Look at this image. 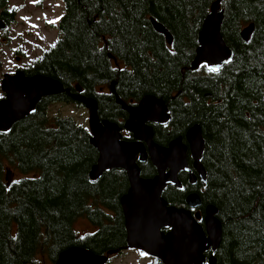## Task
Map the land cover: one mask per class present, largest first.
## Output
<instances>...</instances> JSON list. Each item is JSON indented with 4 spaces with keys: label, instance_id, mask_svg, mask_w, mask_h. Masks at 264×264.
I'll return each instance as SVG.
<instances>
[{
    "label": "trees",
    "instance_id": "16d2710c",
    "mask_svg": "<svg viewBox=\"0 0 264 264\" xmlns=\"http://www.w3.org/2000/svg\"><path fill=\"white\" fill-rule=\"evenodd\" d=\"M215 1L64 0L55 43L17 69L56 78L65 91L44 97L33 114L0 131V264H37L39 255L55 263L72 246L98 254L129 248L121 205L130 188L126 171L92 180L100 153L89 128L51 112L58 102L85 107L73 98L79 93L97 100L102 119L121 126L128 113L116 95L129 104L162 98L170 119L154 125V139L163 145L200 124L207 183L192 184L181 173L183 186H169L164 197L187 207V195L198 192L203 217L207 205L216 206L223 226L218 264H264V0H221L222 34L233 60L219 71L205 64L192 70ZM0 18L16 22L10 0H0ZM153 19L173 34L172 45ZM250 24L246 42L241 32ZM140 166L144 177L157 173L151 162ZM79 218L96 230L78 232Z\"/></svg>",
    "mask_w": 264,
    "mask_h": 264
},
{
    "label": "water",
    "instance_id": "95a60500",
    "mask_svg": "<svg viewBox=\"0 0 264 264\" xmlns=\"http://www.w3.org/2000/svg\"><path fill=\"white\" fill-rule=\"evenodd\" d=\"M223 20L221 0H216L200 30L192 70L205 64L210 70L219 71L233 60L234 51L222 34ZM153 24L166 36L168 44H172L174 36L169 29L156 19ZM6 28L7 23L0 18V29ZM253 30L254 24L243 28L241 35L246 42L251 39ZM1 89L4 97L0 99V131L7 133L16 122L33 114L44 97L61 94L65 86L56 78L42 74L28 76L18 70L4 75ZM112 92H115L114 84ZM73 98L89 111L91 142L100 153L91 169V179L97 180L112 169H123L128 175L130 188L121 198L128 245L145 251L164 264H218L215 253L222 242L223 226L217 217L216 206H206L203 226L199 222L203 199L198 192L187 195L189 208L170 205L163 196L169 185L182 187L180 173L191 171L189 155L200 180L207 183V170L202 162L206 149L202 126L193 125L185 137H176L165 146L155 141L154 128L150 125L167 124L170 119L162 98L148 95L134 106L116 95L117 102L129 114L124 126L102 119L95 98L81 93L74 94ZM123 128L132 131L136 140L125 139ZM148 159L157 169L153 177L142 176L140 163ZM191 181L196 182L193 173ZM209 249L213 254L208 257L206 252ZM113 253L117 250L98 254L84 246H72L62 251L54 264H107Z\"/></svg>",
    "mask_w": 264,
    "mask_h": 264
},
{
    "label": "rangeland",
    "instance_id": "374dc122",
    "mask_svg": "<svg viewBox=\"0 0 264 264\" xmlns=\"http://www.w3.org/2000/svg\"><path fill=\"white\" fill-rule=\"evenodd\" d=\"M10 7L17 8V20L6 30H0V83L6 73L13 74L41 57L58 38L57 25L63 15L64 0H10ZM3 92L0 84V97ZM52 113L74 118L78 124L89 126V111L74 103H55ZM15 177L22 174L17 171ZM75 227L85 234L94 232L96 226L86 218H79ZM152 258L139 250L116 253L108 264H151ZM37 264H53L47 256L39 255Z\"/></svg>",
    "mask_w": 264,
    "mask_h": 264
},
{
    "label": "flooded vegetation",
    "instance_id": "af4514ba",
    "mask_svg": "<svg viewBox=\"0 0 264 264\" xmlns=\"http://www.w3.org/2000/svg\"><path fill=\"white\" fill-rule=\"evenodd\" d=\"M130 104H133L134 106L135 105H138L139 104V102H137V101H134V100H131L130 101ZM128 117H129V114H128ZM156 124H159V123H150V125H152L153 126V128H154V125H156ZM160 125H165V124H160ZM155 133V132H154ZM123 135H124V138L125 139H127L128 141H135L136 140V138H135V136H134V133L132 132V131H129L128 129H125V128H123ZM170 143V142H169ZM168 143V144H169ZM160 144V143H159ZM167 144V145H168ZM161 145H163V144H161ZM167 145H165V146H167ZM148 162H151V160L150 159H148L146 162H144V163H140V165L141 164H146V163H148ZM152 163V162H151ZM154 166V165H153ZM181 173H183V174H185V176L187 177V179H188V181L189 182H191L192 184H197L198 182L200 183V184H202V185H204L203 183H202V181L200 180V178H199V175H198V173H197V171L195 170V168L194 167H191V171H189V172H181ZM180 173V174H181ZM191 173H193L195 176H196V182L195 183H193L192 181H191ZM169 186H171V185H169ZM168 186V187H169ZM167 187V188H168ZM166 188V189H167ZM165 189V190H166ZM164 190V191H165ZM163 196H164V192H163ZM165 198V197H164ZM201 213H202V211H201ZM205 215V214H204ZM204 217L202 216V218H201V221H202V219H203ZM131 249V248H130ZM130 249H127V250H130ZM132 250H139V249H132ZM126 250H124V251H122L121 253H123V252H125ZM139 251H141V252H144V251H142V250H139ZM146 255H148L146 252H144ZM206 254L208 255V257L209 256H211L212 254H213V252H212V250L211 249H209L207 252H206ZM149 256V255H148ZM113 257V255L111 256V258ZM151 258H152V261H151V264H153L155 261H157V259L156 258H154V257H152V256H150Z\"/></svg>",
    "mask_w": 264,
    "mask_h": 264
},
{
    "label": "snow or ice",
    "instance_id": "6c2138e0",
    "mask_svg": "<svg viewBox=\"0 0 264 264\" xmlns=\"http://www.w3.org/2000/svg\"><path fill=\"white\" fill-rule=\"evenodd\" d=\"M36 2H38V0H36Z\"/></svg>",
    "mask_w": 264,
    "mask_h": 264
}]
</instances>
